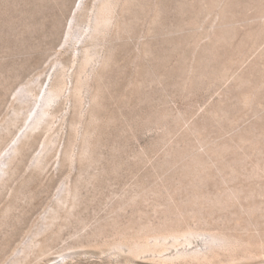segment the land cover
Instances as JSON below:
<instances>
[{
	"label": "rangeland",
	"instance_id": "1",
	"mask_svg": "<svg viewBox=\"0 0 264 264\" xmlns=\"http://www.w3.org/2000/svg\"><path fill=\"white\" fill-rule=\"evenodd\" d=\"M81 2L75 30L96 0H0V264H168L112 243L178 209L254 241L217 264H264V0H117L79 105L64 42ZM58 72L52 116L12 154Z\"/></svg>",
	"mask_w": 264,
	"mask_h": 264
},
{
	"label": "bare ground",
	"instance_id": "2",
	"mask_svg": "<svg viewBox=\"0 0 264 264\" xmlns=\"http://www.w3.org/2000/svg\"><path fill=\"white\" fill-rule=\"evenodd\" d=\"M116 1L117 0H96V2L91 7V10L89 11L90 15L88 17L85 29L83 30H75L77 18L84 9L83 2H81L77 6L73 16L71 17L72 19L69 24L68 31L66 33V39L64 42V44L67 46V48L64 50V53H71L72 64L75 65L77 69V71L74 73L75 86L73 88L71 97L75 99V101L79 103V105L82 101V90L86 85L88 87L89 76H91L88 75L89 73L87 68L88 66H91L93 62H95L96 58L94 57H97V53L95 50L96 48L94 49V47H97L96 45L104 42L106 36L109 35V31H112V27L115 26V22L113 21V11H115L114 9ZM99 63H101V61ZM90 72L94 73V70ZM55 73H57V71ZM55 73L52 75V79L47 88L42 91L43 95L41 99H37V101H35L34 108L36 109L32 108L33 111L35 110V112L29 115L30 122L28 123L26 129L23 131L20 137H17L18 139L15 145L11 147L12 154H15L19 150V144H21L23 139H28V137L30 138V135L35 130L41 128V126H43V124H45L52 116V110L54 108L53 105L62 96L64 88L67 85L66 75L59 72L58 74ZM72 79L73 74L71 75L70 83H72ZM23 92L28 93L30 91L25 89L23 90ZM16 100L20 102L18 103L19 105L25 103H23V101H21L19 98H16ZM82 112L83 111L80 110L79 116L82 115ZM39 161L40 158H36V163H40ZM188 191L192 193V196H194L195 198H201L205 195L204 193L200 192V190H197L195 188ZM226 192L229 193V196H234L235 194L234 191L230 188L222 189V193ZM174 203L175 202H173V204ZM174 211L173 214L171 213L169 216L166 215L165 217H160L156 222H149L148 219V222L146 221L137 223L133 227H129L132 228L130 229V231H132L129 233H127L126 231L119 232L117 230L119 232V235L117 236L118 241L116 240L117 242L115 241V243L113 242L112 244H115L114 247L117 251H126L132 257L149 253L152 255V258H158V260H161L168 264H217L222 262L221 258L225 256L231 257L232 260H236L240 258V255L243 256V258L252 257L254 255V241H250L243 235L229 233L226 234V231L225 233H222L225 226L218 228L220 231L223 228L221 232H217L219 231L218 229H216L217 231L214 232L212 227H214V230L217 227L214 226L211 220H209L208 217L211 216H205L206 212L204 213L205 215L201 213L202 216H197L195 214L187 216L184 214L185 212L182 213L179 209L176 212ZM191 211L194 213L192 209ZM196 213L198 212L196 211ZM199 214L200 213H198V215ZM208 214L210 215V213ZM219 217L220 215L217 219H219ZM57 218L58 216L54 215V213L51 217L45 216L43 218L44 222L42 221V226H39L37 230V236L38 234L51 229V226L54 224V220H56ZM212 220H215L214 217H212ZM219 220H222V224L225 223V220L233 221L236 226L241 229H243V224L252 225L251 220L244 219L239 216L227 219V217L221 215ZM205 224H208L207 227L209 226V224H211L210 227L212 229H206ZM118 232L116 234H118ZM201 237V247H192L194 240ZM250 239L252 240V237H250ZM37 247L38 244L32 241L26 248L30 251ZM172 248L174 249V252L171 251L172 253H167ZM46 249H48V247H46ZM26 251L22 250V259L27 257L28 253H26ZM40 253L41 254L39 255L45 254L46 250L40 249Z\"/></svg>",
	"mask_w": 264,
	"mask_h": 264
}]
</instances>
